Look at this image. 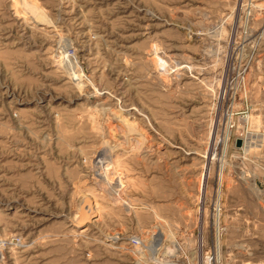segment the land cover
<instances>
[{
    "label": "rangeland",
    "instance_id": "rangeland-1",
    "mask_svg": "<svg viewBox=\"0 0 264 264\" xmlns=\"http://www.w3.org/2000/svg\"><path fill=\"white\" fill-rule=\"evenodd\" d=\"M33 1L0 0V264H264V0Z\"/></svg>",
    "mask_w": 264,
    "mask_h": 264
},
{
    "label": "bare ground",
    "instance_id": "bare-ground-1",
    "mask_svg": "<svg viewBox=\"0 0 264 264\" xmlns=\"http://www.w3.org/2000/svg\"><path fill=\"white\" fill-rule=\"evenodd\" d=\"M24 3H26V4H28L30 7H28L26 4H25V6L26 7H28L29 9L31 8V9H33L34 10V16L35 17H38L42 22H43V24L45 23L46 25H50L49 23V20L47 21L46 19H45V14L44 13H42V11L41 10H37V6L38 5H36V3H34V1L33 0H22ZM22 2V3H23ZM23 3V4H24ZM35 6L37 7V8H35ZM41 9V8H40ZM26 10H28V9H26ZM28 12V11H27ZM33 14V13H32ZM44 14V15H43ZM31 15V14H30ZM65 42V41H64ZM63 42V43H64ZM74 64V63H73ZM67 65V64H66ZM68 67V66H67ZM71 74H73V73H71ZM75 75V74H74ZM74 77V76H73ZM75 78V77H74ZM121 119V118H120ZM121 122V121H120ZM123 122V121H122ZM124 125H125V127L127 128L126 129V132H127V130H128V128L130 129V128H132V127H134V125H133V123L132 122H130V121H128V120H124ZM129 131V130H128ZM128 136V135H127ZM129 139V138H128ZM102 152V151H101ZM106 160V159H105ZM103 161V160H102ZM99 167V166H98ZM102 169V168H101ZM112 170H114V167H111V166H108L104 171H102V173H100V177L102 178V180L103 181H105V183H107V184H109L110 185V187H112V189H113V191H114V193L120 198L121 196H120V190L121 189H119L118 187H121L122 188V178L121 177H119V179L118 180H116L117 179V177H115V176H113L116 172L115 171H112ZM113 176V177H112ZM106 188V187H105ZM108 190V189H107ZM115 196V195H114ZM90 211L91 212H93L92 210H91V208L90 207H88V208H86V206H85V204L81 207V211H80V213L84 216L85 215V213H87V212H89L90 213ZM81 217V216H80ZM75 218V217H74ZM76 219V218H75ZM90 219V218H89ZM73 220V219H72ZM82 220H84L83 218L82 219H80L79 220V223L80 222H82ZM113 236V235H112ZM112 236H110V238L112 237ZM111 240H113V241H117L118 240V238L117 237H113Z\"/></svg>",
    "mask_w": 264,
    "mask_h": 264
},
{
    "label": "built area",
    "instance_id": "built-area-1",
    "mask_svg": "<svg viewBox=\"0 0 264 264\" xmlns=\"http://www.w3.org/2000/svg\"><path fill=\"white\" fill-rule=\"evenodd\" d=\"M131 243H132V246H134L137 250V252H145L144 249H151V247L148 245V244H145L144 241L140 238V237H137V236H133L131 238Z\"/></svg>",
    "mask_w": 264,
    "mask_h": 264
}]
</instances>
